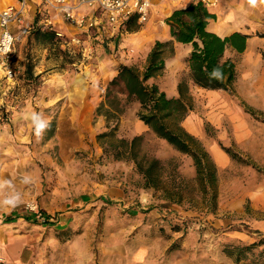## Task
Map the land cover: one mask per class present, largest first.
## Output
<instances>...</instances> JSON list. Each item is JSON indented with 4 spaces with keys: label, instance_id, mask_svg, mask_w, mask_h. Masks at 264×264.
I'll use <instances>...</instances> for the list:
<instances>
[{
    "label": "rangeland",
    "instance_id": "obj_1",
    "mask_svg": "<svg viewBox=\"0 0 264 264\" xmlns=\"http://www.w3.org/2000/svg\"><path fill=\"white\" fill-rule=\"evenodd\" d=\"M179 6L158 0L137 33L119 28L118 37L113 32V38L95 40L79 29L64 31L59 51L28 39L36 19L45 27L50 17L43 8L13 31L11 58L0 66V262L100 264L103 243L131 241L128 232L142 223L129 212L150 208L164 217L159 226L169 223L166 230L190 237L185 250L199 264H234L225 249L264 240V88L242 85L214 94L193 87L186 50L179 45L175 51L172 44L164 50V71L148 83L170 98L178 97L179 83L186 82L192 110L181 127L214 164L216 149L228 157L225 166L215 164V213L203 202L192 160L139 121L140 107L122 87L109 89L120 66L142 72L155 43H167L165 20ZM6 68L13 70L12 79ZM100 106L112 113L108 124L97 115ZM107 126L116 127L117 140L141 138L140 156L161 163L162 182L172 199L145 189L130 160L113 159L111 148L104 153L97 137ZM41 211L48 222L40 218ZM164 229L158 230L163 236ZM176 242L179 247L181 241ZM253 253L264 258V245Z\"/></svg>",
    "mask_w": 264,
    "mask_h": 264
},
{
    "label": "trees",
    "instance_id": "obj_2",
    "mask_svg": "<svg viewBox=\"0 0 264 264\" xmlns=\"http://www.w3.org/2000/svg\"><path fill=\"white\" fill-rule=\"evenodd\" d=\"M213 20H215V16L202 4L191 3L185 9L173 11L165 20V24L169 29L171 41L191 47L186 62L192 86L208 92H231L236 78V69L231 60H224V54L229 48L242 53L246 48L247 37L235 33L222 38L210 33L207 27ZM39 22L38 17L36 24L38 25ZM37 25L29 34V41L34 40L35 43L50 50L59 51L62 42L59 33L52 27ZM121 30L127 33H137L139 31L137 19L133 17L127 20ZM170 44L172 43L156 42L148 55L146 67L142 72L132 67L120 66L116 76L109 84V89L122 87L127 94V99L135 101L139 105V121L158 139L192 160L196 174L195 182L203 202L210 213H215L217 207L216 166L203 145L181 127V122L192 110V98L189 94L188 84L180 82L177 87L178 97L170 98L156 85L148 84L164 71V50ZM31 70L32 64L29 58L25 73L30 74ZM97 115L104 116L108 124L112 113L109 110L103 111V107L100 106L97 109ZM106 129L107 132L97 137L104 153L108 154V148H111L114 150L113 159L130 160L137 174L143 179L145 189L165 192L166 198L172 199L173 195L162 182L161 163L157 159L140 156L138 147L141 138L135 137L131 141L117 140L115 139L116 127L107 126ZM226 153L230 155L227 151ZM238 160L241 161V159ZM40 218L45 223L50 219L43 211L40 212ZM27 220L33 224L38 223L31 218H27ZM6 222H12V220L8 218ZM261 245H264V240L250 246L229 247L224 250V254L234 264H240L243 261L248 264H264V258L261 256L253 257V250ZM252 257L253 259H251Z\"/></svg>",
    "mask_w": 264,
    "mask_h": 264
},
{
    "label": "crops",
    "instance_id": "obj_3",
    "mask_svg": "<svg viewBox=\"0 0 264 264\" xmlns=\"http://www.w3.org/2000/svg\"><path fill=\"white\" fill-rule=\"evenodd\" d=\"M70 1L75 2L77 0ZM162 1L169 2L168 0ZM157 2L158 0L154 2L150 16ZM178 3H180L179 8L174 10L185 9L194 1L181 0ZM17 4V0H0V13L8 6H16ZM41 8H43V0H26V15L24 16L23 24L27 20L28 22L32 20L33 15ZM82 11L84 14L93 16L91 10L84 9ZM209 12L215 16V20L210 21L207 27L210 33L222 38L229 37L235 33L247 37L246 48L242 53L229 48L224 54V60H231L235 64L236 78L232 87L237 90L245 86L248 89H255L258 86L264 88V0H221L219 6L216 9L209 10ZM167 16L169 17L170 14ZM49 20L53 29L61 36H65L64 31L75 30L74 27L64 23L61 17L54 12L50 13ZM103 25L105 29L102 31L98 28L88 33L82 32L88 38L92 37L95 40H101L107 35L113 38L115 34L113 32H117L116 37L119 36L118 29L107 27L105 23ZM13 26L12 32L18 28V25ZM165 35L166 37L168 36L165 41L171 42L173 49L178 51L181 44L171 41L167 26ZM154 36L153 30H150L149 39L152 40ZM181 46L186 50L183 57L187 61L191 47L188 45ZM219 92L221 91L211 93L217 94ZM213 153L216 155L214 160L217 167H223L227 164L228 157L224 153L217 149ZM129 214L135 219L142 218V223L133 225V230L128 232L129 235H133V241L127 242L123 237L121 240L110 244L103 243L100 248V264H199L192 258L190 251L187 252L186 250L188 249L185 250L186 243L190 237L187 236L183 239L181 231L174 230L172 232L166 230L169 223L164 222L162 226H159L163 220L159 221L158 219L164 217L161 216L162 214L158 210L150 208L142 213L132 210ZM173 215L176 216L177 212L173 211ZM160 228H165V236L158 232ZM177 240L181 241L179 247Z\"/></svg>",
    "mask_w": 264,
    "mask_h": 264
},
{
    "label": "built area",
    "instance_id": "obj_4",
    "mask_svg": "<svg viewBox=\"0 0 264 264\" xmlns=\"http://www.w3.org/2000/svg\"><path fill=\"white\" fill-rule=\"evenodd\" d=\"M156 0H43V10L46 14L56 13L62 21L75 29L86 33L107 27L121 28L131 18H136L139 25L148 22L151 9ZM177 3L181 0H168ZM206 9H216L221 0H193ZM88 9L93 16L84 14ZM26 10V0L18 1L16 6H8L0 13V66H5L11 58L15 37L11 30L13 25H22ZM97 14V15H96ZM104 17V20H103ZM45 27H51L49 19L43 21ZM61 36V35H59ZM6 67V66H5ZM9 79L14 76L13 70L6 68ZM0 264H3L0 262Z\"/></svg>",
    "mask_w": 264,
    "mask_h": 264
}]
</instances>
